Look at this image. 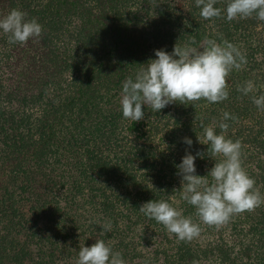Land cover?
<instances>
[{
  "label": "trees",
  "instance_id": "trees-1",
  "mask_svg": "<svg viewBox=\"0 0 264 264\" xmlns=\"http://www.w3.org/2000/svg\"><path fill=\"white\" fill-rule=\"evenodd\" d=\"M12 9L43 31L24 45L0 32V264H75L80 247L97 239L132 264H200L211 246L222 249L217 264H236L223 242L243 256L248 244L264 246V203L218 228L201 224L198 237L180 242L139 211L166 201L199 223L181 198L176 166L186 151L200 152L195 174L206 176L220 158L198 138L209 126L221 134L220 122L229 125L226 139L240 142L242 167L264 197V110L253 103L264 96V21H228L223 11L205 20L195 0H0V18ZM208 39L233 44L246 59L226 78V100L174 102L159 112L143 106L144 119L123 118L122 85L156 50ZM248 81L254 89L244 95L238 88ZM209 233L217 243L201 247Z\"/></svg>",
  "mask_w": 264,
  "mask_h": 264
},
{
  "label": "clouds",
  "instance_id": "clouds-1",
  "mask_svg": "<svg viewBox=\"0 0 264 264\" xmlns=\"http://www.w3.org/2000/svg\"><path fill=\"white\" fill-rule=\"evenodd\" d=\"M217 3L218 0H195L205 20L221 17L223 11L228 21L247 19L254 14L264 21V0H228L225 9L215 7ZM25 17L26 13L12 9L0 18V32L8 37L10 44L24 45L42 34V26L35 19ZM155 56L156 59L150 60L135 79L129 77L122 85L120 107L125 119L133 122L144 119L143 106L159 112L174 102L191 104L201 99L209 103L222 102L228 98L227 76L246 63L245 56L233 44L225 41L221 45L212 39L206 40L200 48L176 44L171 54L156 50ZM253 89V82L248 81L238 91L247 95ZM253 103L264 110V96L253 98ZM223 118L235 119L228 112H224ZM228 127L227 123L220 122L219 135L214 127H204L203 139L197 137L199 143L208 146V156L220 158L206 176L195 174V159L202 157L200 152L193 156L186 151L182 162L176 166L177 174L182 177L181 198L195 208L199 223L166 201H149L139 208L146 217L162 224L178 242L198 237L201 224L218 228L232 216L254 211L264 203V197L254 188V179L242 167L240 142L226 139ZM184 142L189 146L193 143L190 138H185ZM100 228V235H104L111 230V223L101 224ZM75 264L126 262L120 252H114L103 239H97L90 247H80Z\"/></svg>",
  "mask_w": 264,
  "mask_h": 264
},
{
  "label": "rangeland",
  "instance_id": "rangeland-1",
  "mask_svg": "<svg viewBox=\"0 0 264 264\" xmlns=\"http://www.w3.org/2000/svg\"><path fill=\"white\" fill-rule=\"evenodd\" d=\"M59 37L61 38L63 42L68 40V34L61 33ZM201 45L202 44H200V47ZM254 188L257 189L256 187ZM171 200H173V202H179L178 199H176L174 195H171ZM224 236L227 238V240L229 239V237H231L228 229L226 230V233H224ZM215 238L216 237L213 238L211 234L209 233L207 238L205 237L202 238L203 241L202 240H198V241L201 247L210 248L211 244L217 243L215 241ZM228 243L223 242L221 245H222V248L225 249V252L226 251L228 252V253L226 252L227 254L225 255L228 257L229 260L235 261L236 264H264V262L261 261V260H264V246L262 247L261 245V247L259 248L258 246H255L256 244H248V247H245L244 249L245 256H243V254L241 255L240 253H238V251H237V254L229 253V247L227 246ZM218 245L220 246V244ZM211 248H213L212 249L213 252H209L207 258H204L203 256L199 257L200 264H217V262L220 261V259H223L224 255H220L218 259L219 252L215 251L216 249L219 251H222L220 247L217 248L215 246H211ZM126 262L129 264H132V259L127 258Z\"/></svg>",
  "mask_w": 264,
  "mask_h": 264
}]
</instances>
